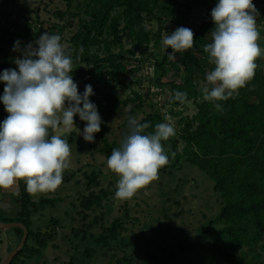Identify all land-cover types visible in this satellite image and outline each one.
Returning a JSON list of instances; mask_svg holds the SVG:
<instances>
[{
	"label": "trees",
	"instance_id": "1",
	"mask_svg": "<svg viewBox=\"0 0 264 264\" xmlns=\"http://www.w3.org/2000/svg\"><path fill=\"white\" fill-rule=\"evenodd\" d=\"M65 1V11L53 12L54 17L64 21V24L48 27L47 31L60 35L62 42V32L73 27L74 18H77V30L68 40L70 48L65 51L73 60L71 74L78 85V92L82 93L87 84L93 87L94 95L90 100L97 105L99 114L105 120L128 103H134L135 109H138L147 101L149 88L143 95L132 91L125 100L117 97L120 94L118 86L125 85L124 78L137 74L145 61H149L153 69L151 84L161 92H168V98L161 108L152 104L150 112L139 122L150 125L145 129V134L153 132L156 124L165 122L162 109L173 110L190 102L196 106L197 112L191 120L181 118V113L173 114L174 117L180 116L177 123L180 130L162 142L169 161L158 170V174H169L181 170L182 165H192L212 183L220 210L216 218L201 231L198 239L181 251H199L211 263L264 264V54L256 59L258 67L244 87L234 91L227 100L205 101L202 92L201 96L199 92L204 86L198 87L197 76H202L206 82V73L214 70L203 49L212 40L210 32L214 24L210 13L216 0L206 8L199 26L192 30L194 47L182 52H173L170 48L165 50L163 38L175 29L165 34L163 22L172 21L175 24L180 17L185 21L191 11L188 4L185 5L186 10L182 11L175 6V0H80L73 11L74 0ZM259 2L253 0V4ZM9 5L8 0L0 5L1 20L8 18ZM146 22L155 24V31L147 27ZM39 24L41 27L43 22L39 21ZM181 26L187 27L185 23L178 25ZM15 27L17 24H0V71L16 68L13 63L17 54L13 51L14 42L17 41L13 32ZM20 28L27 29L25 25ZM124 41L131 45V49L123 48ZM150 45L158 52L146 53L144 58V52L148 51ZM100 47L105 50L101 58L97 55ZM115 48H119L116 53L113 51ZM19 57L22 58L21 54ZM136 83L139 84L138 81ZM132 84L135 81L127 87ZM176 91L187 93L184 102L173 101ZM216 104L222 105L223 110L218 111ZM105 130L104 125L96 133L101 142L94 147L103 163H107L113 149L121 147L128 133L123 132L118 143L108 142L103 136ZM52 134H55V130H52ZM71 134L75 136L74 132ZM181 143L183 147L179 150ZM85 168H91V171L87 172ZM78 174L84 177L77 198L81 214L94 208L100 209L109 194L102 190L97 193L92 191V188L99 186V179L103 175L100 166L83 164L81 161V166L75 172V175ZM74 185L81 187L77 182ZM17 188L15 216L4 218L3 222L19 223L27 231L25 243L10 262L26 264L36 259L54 238V229L42 232L34 230L31 225L32 216L44 210L46 204L53 206L54 201L41 199L39 203L33 202L23 180L17 182ZM82 217L85 215L82 214ZM125 218L128 219L126 213L124 218L113 220L99 236L92 237V244L106 252L120 249L113 246L117 243L125 248L131 247L137 234H133L128 241L119 239L123 232H128ZM58 224V220H50V225ZM13 230L22 239V229ZM82 240H86L84 235ZM94 253V248L86 247L83 251L87 259H91ZM73 261L69 260L68 264H73ZM124 262L131 264V258L123 257L116 264Z\"/></svg>",
	"mask_w": 264,
	"mask_h": 264
},
{
	"label": "rangeland",
	"instance_id": "2",
	"mask_svg": "<svg viewBox=\"0 0 264 264\" xmlns=\"http://www.w3.org/2000/svg\"><path fill=\"white\" fill-rule=\"evenodd\" d=\"M3 1L0 0V5ZM8 1L10 2L8 8L10 14L8 18L0 19V24L3 22H8L10 26L17 24L13 32L15 38L21 42L20 47L22 49L28 43H34L42 33H48V27L52 28L64 24V21L54 17L53 12L65 11L67 6L65 0ZM263 1L260 0L257 5L254 3L259 13L257 15V29L259 31L257 43L262 49H264ZM78 2L80 0L73 1V11H75ZM213 2L214 0H175L177 8L184 11L186 10L185 5L188 4L191 11L186 15L185 21L180 17L175 24L172 21L163 22L165 34L184 23L188 28L194 30L199 26L206 8ZM76 19L74 18L73 27L66 28L62 32L61 44L65 51L70 48L71 45L68 40L77 30ZM39 21L43 22L41 27ZM145 24L155 31V24L152 25L148 22ZM21 25H25L27 29L23 30L20 28ZM123 48L125 50L131 49V45L124 41ZM113 51L116 53L119 48H115ZM150 52L158 51L150 45L143 57L145 58L146 53ZM20 54L17 52L14 57L17 58ZM104 54L105 50L100 47L97 52L98 57L101 58ZM205 68L207 69L208 65ZM4 70L2 69L0 73ZM197 78H199V88L206 86L207 83L203 81L202 76H197ZM124 80L125 85L118 86L117 89L120 92L117 96L118 99L125 100L131 96L132 91L143 95L148 88L150 94L141 108L135 109L134 103H128L127 106L119 108L107 120L100 115L103 121L101 127L104 125L106 127L103 136L108 142H120L123 132L129 131L128 120L130 117L136 118L140 122L150 112L152 104L161 108L168 98V92H161V89L154 88L151 84L153 69L149 61L143 63L142 69L137 74H134L133 77L124 78ZM132 81H135V84L127 87ZM3 87H5L4 83L0 82V95L3 94ZM199 92L201 96L202 90ZM131 112L133 113L129 116ZM196 112V106L192 102L173 110L162 109L165 122H171L174 125L175 133L180 130L177 125L180 116L174 117L173 114L181 113V118L191 120ZM7 115L4 105L0 102V122ZM77 118L78 116L74 117V124L82 131L85 123ZM78 129L74 128L63 134L67 137L71 155L69 167L63 171L61 185L53 192L30 194L35 203H39L41 199L54 201L53 206L46 204L43 207L44 210L37 212L31 218V225L34 230L39 229L46 232L54 229V238L36 259L30 260L26 264H68L71 259L74 260L73 264H116L117 260L123 257L131 258V264H225L219 261L211 263L207 256L196 250L190 253L181 251L183 247L198 239L201 231L207 227L209 221L216 218L220 210L217 196L212 191V183L208 179L201 176V173L192 165L185 164L179 171L158 174L156 180L139 190L132 198L118 199L115 192L119 176L110 171L107 163H103L104 160L94 149L100 145L101 138L94 134L95 142L87 143L79 135ZM72 132L75 133V136H72ZM182 147L183 143H181L179 150ZM81 161L83 164L92 163L95 166H100L103 172L99 179V186L92 188V191L97 193L102 190L109 193L108 200H103L102 207L84 211L82 213L85 215L84 218L77 201L83 187L84 177L82 174L75 175L76 170L81 166ZM85 170L90 172L91 168H85ZM72 175L75 176L71 178ZM76 182L80 183L81 187L74 185ZM17 194V183L6 189L0 188V224H4V218L15 216L16 202L14 199ZM125 213L128 218H125L128 232H123L119 239L128 241L132 239L133 234H137L134 244L127 248L117 245L118 243L114 244L113 246H119L120 249L111 252L97 249L98 247L92 244V237L99 236L116 218H124ZM50 220H58L59 224L50 225ZM83 235L85 241L82 240ZM20 240L21 238L19 239L13 229L0 230V264L6 263ZM86 247L94 248L95 253L91 259H87L83 255ZM123 264L127 263L124 262Z\"/></svg>",
	"mask_w": 264,
	"mask_h": 264
},
{
	"label": "clouds",
	"instance_id": "3",
	"mask_svg": "<svg viewBox=\"0 0 264 264\" xmlns=\"http://www.w3.org/2000/svg\"><path fill=\"white\" fill-rule=\"evenodd\" d=\"M210 15L212 40L203 50L214 70L206 73L202 94L205 101L227 100L253 78L258 67L255 61L264 54L257 43L259 13L253 0H216ZM193 37L190 28L181 26L164 36L162 44L165 50L182 52L194 47ZM60 41V35L47 32L23 49L15 41L13 51L22 58L14 59L15 69L0 73L5 85L0 102L8 113L0 122V188L23 180L30 194L55 191L70 164V146L63 134L78 129L74 117L85 123L82 131L78 129L85 142L94 143V134L101 131L102 118L90 100L93 87L87 84L78 92L71 74L72 57ZM186 98L187 93L180 91L172 97L180 102ZM215 107L223 110L220 104ZM149 127L130 117L121 147L113 149L107 159L108 168L119 176L118 199L132 198L156 180L158 170L169 161L162 142L175 135L174 125L158 123L153 132L145 134Z\"/></svg>",
	"mask_w": 264,
	"mask_h": 264
},
{
	"label": "water",
	"instance_id": "4",
	"mask_svg": "<svg viewBox=\"0 0 264 264\" xmlns=\"http://www.w3.org/2000/svg\"><path fill=\"white\" fill-rule=\"evenodd\" d=\"M13 228H20L23 231V236L21 239V242L19 244V246L17 247V249H15L13 252H11L8 260L6 261L5 264H10V262L12 261L13 257L19 252V250L22 248L23 244L26 241V235H27V231L25 230V228L23 227V225L19 224V223H6V224H0V230H4V229H13Z\"/></svg>",
	"mask_w": 264,
	"mask_h": 264
},
{
	"label": "crops",
	"instance_id": "5",
	"mask_svg": "<svg viewBox=\"0 0 264 264\" xmlns=\"http://www.w3.org/2000/svg\"><path fill=\"white\" fill-rule=\"evenodd\" d=\"M16 199V198H15ZM15 199H14V201H15Z\"/></svg>",
	"mask_w": 264,
	"mask_h": 264
}]
</instances>
